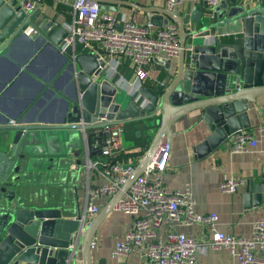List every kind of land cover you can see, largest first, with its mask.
<instances>
[{"label":"water","instance_id":"95a60500","mask_svg":"<svg viewBox=\"0 0 264 264\" xmlns=\"http://www.w3.org/2000/svg\"><path fill=\"white\" fill-rule=\"evenodd\" d=\"M102 10L116 11L123 1L95 0ZM106 3L115 4L107 6ZM141 11L153 9L130 3ZM206 3L180 8H160L151 15V25H176L180 50L171 58L152 57L164 68L169 84L162 90L142 84L140 99L104 78L105 61L93 51H75L64 45L67 30L53 17L40 16V7L24 11L18 0H0V61L17 40L26 37L51 47L68 61L72 94L63 102L58 117H24L0 121V264H65L68 245L79 221L75 202L78 179L85 157L82 128L93 127L99 112L121 124L139 122L153 130L149 149L134 172L114 193L110 205L87 221L79 238L83 264H93L92 238L99 221L120 198L130 182L141 174L148 152L170 141L171 124L181 115L198 110V122L207 129L203 140L192 147L196 157L215 150L237 130L249 129L261 112L257 97L264 95V0L254 5L242 0H221L213 15ZM30 28L28 34L25 32ZM34 48L22 57L6 81L28 72ZM32 57V58H31ZM33 59V60H34ZM0 85L3 88L7 82ZM12 84V82L9 84ZM136 133L140 135L141 131ZM73 163V168H70ZM243 201L246 206L264 203V192L254 191L249 181Z\"/></svg>","mask_w":264,"mask_h":264},{"label":"built area","instance_id":"2783aa9c","mask_svg":"<svg viewBox=\"0 0 264 264\" xmlns=\"http://www.w3.org/2000/svg\"><path fill=\"white\" fill-rule=\"evenodd\" d=\"M46 1L52 5L71 7V18L64 26L67 35L63 44H70L74 48L80 45L83 51L97 53L106 63L102 70L104 78L117 85L125 84L126 93L134 95L135 100L140 99L139 86L147 83L148 65L152 57L173 59L180 50L174 23L153 28L148 20L138 23L117 11L102 10L95 0H18L24 11L41 7L39 5ZM186 1L191 5L205 2V10L213 15L214 8L221 0H165V6L172 10L180 8ZM30 31L28 28L26 32ZM125 61L132 72L131 78L118 71L117 65ZM93 124L92 128L84 129L81 122L70 123L71 128L81 126L82 138L84 142L89 139L92 148L89 149L85 143L86 154L81 163L86 183L84 209L80 212V224L68 245L69 255L65 264L74 263V251L78 250L83 227L88 217L98 211L94 200L118 192L136 168V162L130 158L120 159L125 151L123 124L107 120L106 112H99ZM253 131L264 135V124L231 133L225 140L228 149L236 152L255 147L258 140ZM169 152V143L160 141L141 174L130 182L115 202L114 209L129 216L130 223L127 231L115 242L112 255L126 256L135 252L145 259L146 264H198L197 257L202 252L223 248L236 258L237 264H264V218L252 223L247 237L216 231L208 240H196L178 229V224L211 225L215 215L195 214L193 196L188 188L171 189L163 185L162 175ZM237 185L235 178L224 177L219 188L233 192Z\"/></svg>","mask_w":264,"mask_h":264},{"label":"crops","instance_id":"0c3cea01","mask_svg":"<svg viewBox=\"0 0 264 264\" xmlns=\"http://www.w3.org/2000/svg\"><path fill=\"white\" fill-rule=\"evenodd\" d=\"M123 1L117 5V13L132 17L138 23H145L151 15H160L156 10L166 8L165 0H116ZM254 5L257 0H242ZM130 3L140 7L153 9L152 12L141 11L134 8ZM191 2L186 1L180 7V13L190 11ZM62 5V4H61ZM107 6L115 4L106 3ZM40 16L53 17L61 25L71 18L70 8L66 11L55 8V4H40ZM64 8L69 7L62 5ZM111 11V10H105ZM111 11V12H116ZM164 18L162 15H160ZM168 23H173L168 20ZM162 27L153 25V28ZM27 31V30H26ZM25 31V32H26ZM27 33V32H26ZM29 33V32H28ZM27 33V34H28ZM36 43L26 37L17 40L11 51H8L0 61V85L11 75L15 65L21 61L31 50L36 48L33 56L36 58L29 65L28 72L22 73L17 79L6 81L7 84L0 89V121L20 119L24 117L38 118L40 113L46 117H58L63 107V102L70 98L72 94V77L70 75L68 61L45 44ZM75 51H83L80 45L75 47ZM32 58V57H31ZM174 62L176 58H173ZM124 63L118 64L117 68L126 78L132 77V72ZM149 76L146 84L152 85L158 90L164 89L170 82L169 75L161 65L152 60L149 62ZM157 81L162 82L159 85ZM12 84L9 87V84ZM114 83V82H113ZM115 84V83H114ZM115 86L123 89L125 84ZM258 106L264 115V95L257 97ZM198 110H194L181 115L170 127V145L167 165L162 175L163 185L171 189L188 188L193 196V211L197 215L214 214L215 219L211 225L191 224L177 227L186 236L196 240H208L216 231L227 232L236 236L247 237L250 234L252 223L259 218H264V203L256 206H246L243 201L245 189L249 187V181L254 191L264 192V135L253 131L257 144L249 150L232 152L225 142L215 150L203 157H196L192 147L201 142L208 131L198 122ZM250 128L264 124V119L259 114L251 120ZM124 125V124H123ZM153 130L143 129L136 137L146 135L149 144L144 145L145 150L132 158L137 164L145 156L150 146ZM123 145L125 151H140L143 146L135 145L133 140L125 139L123 134ZM156 148V147H155ZM148 152L149 158L154 153ZM125 151L123 153H125ZM82 162L83 154L80 155ZM70 163V168H73ZM94 174V173H93ZM92 174V182L95 181ZM224 177H233L238 180L236 190L226 192L219 188V184ZM75 202L79 212L83 208L85 174H80ZM114 196V195H113ZM113 196H102L94 200L98 206V211L88 217L92 220L105 207L110 205ZM130 218L126 214L114 209L111 210L99 221L93 238L91 247V259L93 264H146L145 259L138 253L131 252L126 256L112 255L115 242L129 228ZM79 251V249H78ZM75 264H83L77 252ZM198 264H237L235 257L231 256L226 249L220 248L207 250L197 257ZM261 264V263H256Z\"/></svg>","mask_w":264,"mask_h":264},{"label":"trees","instance_id":"16d2710c","mask_svg":"<svg viewBox=\"0 0 264 264\" xmlns=\"http://www.w3.org/2000/svg\"><path fill=\"white\" fill-rule=\"evenodd\" d=\"M46 3L51 4L50 1H46ZM55 8H61L63 10H68L70 7H66L64 8V6H62L61 4H55L54 6ZM123 134L125 136V139L127 140H133L135 145H139V146H144L149 144V140H146V135H142L139 137H136V131L140 130L142 131L145 128V125L139 122H131V123H126L123 125ZM142 151H125V153H122L120 159L121 160H126L128 159V157H136L139 154H141Z\"/></svg>","mask_w":264,"mask_h":264}]
</instances>
